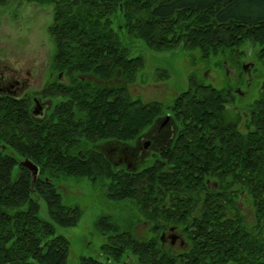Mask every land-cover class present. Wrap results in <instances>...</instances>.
Wrapping results in <instances>:
<instances>
[{"label":"trees","instance_id":"1","mask_svg":"<svg viewBox=\"0 0 264 264\" xmlns=\"http://www.w3.org/2000/svg\"><path fill=\"white\" fill-rule=\"evenodd\" d=\"M6 1L11 0L0 4ZM24 1L52 9L51 66L69 82L54 91L62 99L41 122L30 118L27 106L0 100V148L10 149H0V264H65L68 240L40 217L38 201L46 202L55 223L75 225L80 208L64 205L56 189V180L64 176L85 177L92 184L107 181L109 199L128 201L149 222L155 220L150 211H188L201 202L206 233L185 253L189 264H264L263 89L246 116L232 115L226 105L234 102L233 87L216 88L190 76L168 111L180 134L160 159L135 171L115 168L90 146L102 139L131 144L166 114L160 101L130 96L128 83L144 60L129 54L117 24L151 50L180 45L204 59L228 52L235 63L233 47L253 43L264 64V0ZM115 73L124 82L105 84ZM87 74L104 83L82 79ZM25 158L38 167L34 180L21 165ZM209 180L215 187L207 188ZM243 192L252 198L251 226L235 201ZM184 194L197 199H179ZM155 196L174 198L156 201ZM131 224L100 217L96 227L109 233L102 253L114 264L129 256L137 264H153L149 241L137 239ZM79 264L107 263L82 257Z\"/></svg>","mask_w":264,"mask_h":264},{"label":"rangeland","instance_id":"2","mask_svg":"<svg viewBox=\"0 0 264 264\" xmlns=\"http://www.w3.org/2000/svg\"><path fill=\"white\" fill-rule=\"evenodd\" d=\"M51 22L52 9L48 5L24 0H11L0 4V57H3L2 61L8 66L30 68L37 78L30 81L35 88H39L40 83L43 82L42 70L38 68L44 67L50 60L52 63L54 55V42L48 29ZM117 25L120 29L119 37L129 49V54L141 55L144 60L142 69L128 83L130 96L139 97L144 102L160 101L165 107L166 114H170L168 111L173 98L188 87L190 76L216 88L234 87L237 85L236 78L240 77L242 80L247 77V72L244 70L242 72V69L237 68L236 63L231 61L232 58L227 55L228 52L204 59L198 51H186L180 45L169 50L154 51L139 40L131 39L132 36L125 31L123 24ZM251 46L257 50L259 48L253 43L233 47L235 60L242 63L251 61V58L247 56L248 48ZM258 72L263 73L264 79V72L261 69ZM253 74L255 76V73ZM110 79L112 81L107 85L124 82L121 73H115ZM261 83L262 78L258 75L251 78L249 83L239 85L241 90L246 91V95L238 99L237 104L242 103L247 106L252 102L259 95ZM236 95L234 94V97ZM226 107L232 115L236 112L241 113L233 108L232 103L227 104ZM242 111L244 112L241 115L246 116V108ZM105 141L114 142L117 139H102L99 142ZM2 146L0 149L10 150L3 149ZM93 150L97 151L95 148ZM107 183L106 181V183L92 184L85 177L71 176L56 180V189L61 202L64 205H76L80 208V218L75 225L71 226L55 223L48 215L46 202L38 198L40 217L51 221L55 227V234L63 235L68 240L65 264H79L82 257H94L107 264H114V262H108L101 251V245L107 241L109 234H104L96 227V221L102 216L110 215L123 226L127 222H132L130 227L137 239L151 236L149 222L145 221L141 212L135 208L132 209L128 201L119 202L107 197ZM209 183L213 181L209 180ZM235 201L245 222L251 226L255 219L252 198L243 192L235 196ZM122 260L137 264L132 256Z\"/></svg>","mask_w":264,"mask_h":264},{"label":"flooded vegetation","instance_id":"3","mask_svg":"<svg viewBox=\"0 0 264 264\" xmlns=\"http://www.w3.org/2000/svg\"><path fill=\"white\" fill-rule=\"evenodd\" d=\"M248 49L247 56L251 58V61H247V63L235 62L237 68L242 69V72L243 70L247 72L246 78H242V80L240 77L236 78L237 85L233 87L234 94L237 95L234 97L232 106L242 114L245 111H242V109L246 108L247 111L251 102L247 106L242 103L237 104V100L246 95V91L241 90L239 85L241 86L242 83L247 84L251 78L260 75L262 83L259 90H264V87H262L264 86L263 73L258 72L259 69L264 72L262 68L264 64H260L258 61L259 49H255L254 46ZM2 59L3 57H0V100H10L15 103L18 102L24 105V107L27 106V109L30 111L29 116L33 121L41 122L46 120L55 103L62 99V97L55 96L54 91L60 88L61 83L67 84L69 82L66 75L62 71L53 68L50 60L46 63L47 65L38 68L42 70L41 80L43 82L40 83L39 88H35L30 81L32 79L37 80V78L30 68H22L21 66L11 67L4 63ZM244 65L246 66L245 69L243 68ZM253 73H255V76ZM82 79L96 84H103L101 80L89 74L83 76ZM111 81L112 79L105 82V84ZM178 134L180 132L170 119V115L164 114L150 129L139 134L131 144H126L123 141H96L91 145V148H95L98 152H101L115 168L135 171L143 163L158 160L162 155L166 154ZM2 148L7 149L5 146H2ZM206 186L207 188H213L215 187V183H207ZM164 198L169 200L174 197H154L156 201ZM179 199L195 202L197 196L184 194ZM200 203H196L188 211L159 209L150 211L147 214L155 220L148 221L152 229L151 236L141 238V240L149 241V247L154 253L153 264L190 263L189 259L184 257L185 253L189 249L195 248L197 240L201 239L206 233V222L202 217L204 216V212L199 209ZM216 214L214 213V215ZM174 257L176 259L175 262L173 261ZM120 264L130 263L122 260Z\"/></svg>","mask_w":264,"mask_h":264},{"label":"water","instance_id":"4","mask_svg":"<svg viewBox=\"0 0 264 264\" xmlns=\"http://www.w3.org/2000/svg\"><path fill=\"white\" fill-rule=\"evenodd\" d=\"M243 68L245 69L246 66L244 65ZM22 164L30 171V173L32 175V179L34 180L37 177V173H38V167H37V165L34 164L28 158H25V160L22 161Z\"/></svg>","mask_w":264,"mask_h":264},{"label":"bare ground","instance_id":"5","mask_svg":"<svg viewBox=\"0 0 264 264\" xmlns=\"http://www.w3.org/2000/svg\"><path fill=\"white\" fill-rule=\"evenodd\" d=\"M23 161H24V160H23ZM21 165H23L22 162H21ZM23 166H24V165H23Z\"/></svg>","mask_w":264,"mask_h":264}]
</instances>
